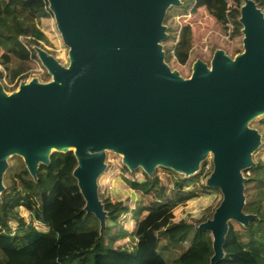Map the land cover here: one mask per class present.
<instances>
[{
	"label": "water",
	"instance_id": "1",
	"mask_svg": "<svg viewBox=\"0 0 264 264\" xmlns=\"http://www.w3.org/2000/svg\"><path fill=\"white\" fill-rule=\"evenodd\" d=\"M69 47V65L34 46L51 80L22 81L8 93L0 81V200L9 158L20 156L36 178L55 151H73V176L101 228L107 212L99 177L107 152L130 170L152 176L159 166L197 174L212 156L206 179L223 200L196 226L213 238L210 264L224 257L230 221L245 227L244 171L262 144L250 122L264 115V10L240 7L243 48L235 57L217 48L210 64L197 59L184 77L166 61L165 18L181 0H48Z\"/></svg>",
	"mask_w": 264,
	"mask_h": 264
},
{
	"label": "trees",
	"instance_id": "2",
	"mask_svg": "<svg viewBox=\"0 0 264 264\" xmlns=\"http://www.w3.org/2000/svg\"><path fill=\"white\" fill-rule=\"evenodd\" d=\"M255 1L264 10V0ZM243 3L244 0H182L185 12L172 9L165 18L168 26V37L163 42L166 61L170 65H184L197 56L204 58L208 55L203 50L206 41L227 52L236 50L217 36L214 29L227 30L231 24L230 37L239 33L242 24L238 18ZM50 16L53 14L48 0H0V79L5 72H9L11 82L18 77H29L22 67L13 63L21 52L34 54L23 40L38 46L50 43L39 26L41 19ZM201 19L207 22L203 26ZM242 37L243 34L236 37L238 44ZM263 123L261 120L258 125L264 132ZM254 161V165L244 171V211L255 217L247 227L230 221L225 254L216 264H264V144L257 150ZM207 164L205 161L200 171L189 177L171 169L174 188H170L157 171L150 176L141 168L130 171L124 167L131 176L142 172V179L125 177V181L147 203H141L139 209L130 208L129 221L134 224L130 229L117 222L124 209L118 208L116 213L111 199L105 198L102 202L107 219L101 228L96 215L85 210L86 201L73 176L77 166L73 151L53 152L48 165L40 164L36 178L18 157L15 166L22 181L19 185L7 183L0 200V259L5 264H188L190 260L185 261L184 255L169 261L163 253L172 252L179 243L188 241L192 249L188 255H194V249L208 246V241L210 253L202 264H210L214 253L211 233L197 231L193 223L181 229L175 222V210L179 206L210 189L205 181L213 164L210 170L206 169ZM20 199L36 203L41 221L50 218L47 231L12 211ZM176 227L181 233L170 235L169 231ZM194 231L196 234L192 236Z\"/></svg>",
	"mask_w": 264,
	"mask_h": 264
},
{
	"label": "rangeland",
	"instance_id": "3",
	"mask_svg": "<svg viewBox=\"0 0 264 264\" xmlns=\"http://www.w3.org/2000/svg\"><path fill=\"white\" fill-rule=\"evenodd\" d=\"M182 1V0H181ZM231 7V6H230ZM177 9L176 12H185V8L181 6H171L168 11ZM240 18V16H239ZM238 18V20H239ZM201 25H205L206 20L201 19ZM166 24V23H165ZM40 28L44 31V33L47 35L50 43L43 44V46H40L44 49H46L50 54L54 55L63 65H69V47L64 43L61 33L57 28L56 20L53 16L46 17L41 19L39 22ZM201 26V27H202ZM232 32V25L230 24L229 29L227 30H217L214 29V33L221 37L224 41H228V43H231L236 50L227 52L226 49L220 47L219 45L212 47L208 41L205 42V46L203 47V50L208 53L207 56L204 58L201 56L195 57L194 61L191 63H187L184 65H170L172 69H177L184 77L188 78L192 74V67L193 63L197 59H202L203 61L210 64V61L213 57V54L217 48L224 49L227 54H229L232 57H235L238 53L242 52L244 50L243 48V37L240 40V43L238 44L236 42V37L238 34H243L242 30L234 35L233 37H230V33ZM173 33V31L170 32V34ZM24 44L27 45V48L31 51L33 50L34 54H31V52H21L17 59L14 61V66H20L23 68L24 73H28V78L18 77L13 82L10 81V74L9 72H5V76L0 79V81L3 83L5 90L8 93H12L13 91L17 90L19 88V85L22 81H30L32 78L37 77L42 82H47L51 80V76L48 74L46 68L42 65L41 61L38 58L37 52L34 50V46L36 45H30L26 41H24ZM38 46V45H37ZM165 50V49H164ZM27 53V54H26ZM32 55V57H31ZM29 58V59H27ZM0 69H2V66L0 65ZM264 120V115L258 116L254 120L250 122V127L256 128L259 130V132L262 135V144H264V132L260 130L258 123ZM264 129V123L261 125ZM260 146V147H261ZM259 147V148H260ZM258 148V149H259ZM257 149V150H258ZM257 151L254 153L253 158ZM17 155H14L9 158V166L4 174V184L6 186L7 183H13L15 185H19L22 181V177L20 176L15 163L18 162ZM209 164H213L212 162V156L208 157L206 160ZM106 164L107 168L104 171V173L99 177L98 184H99V195L101 200H104L105 198H109L112 201L111 207L115 210L117 213L118 208L124 209L123 212L118 217L119 223H122L123 225L127 226L128 228L133 227V222L129 221V214H130V208L139 209L141 203H147V201L144 199V197L131 189L129 185L125 181V177H131V178H138L142 179L143 174L141 171L137 172L135 176H131L129 172H126L124 167H126L123 163V156L121 154L115 153L113 151L107 152V158H106ZM171 169L159 166L156 171L157 174L165 181L167 185H169L170 188H174L173 185V174L170 172ZM181 176H185L183 173H178ZM206 183V181H205ZM199 188H201L199 186ZM223 200V194L218 188H210L209 190L201 192L200 196L188 201L186 204L179 206L175 210V222L178 225L179 228L184 229V227L189 224L193 223L196 226L199 225V221L202 220L206 221L207 219H210L213 217V214L215 212V209L219 206L221 201ZM12 211L17 215H23L27 220L33 221V223L41 230H48V222L50 220L49 217H46V221L40 220V214L39 210L36 206V203L33 200H19V204L13 206ZM178 227L171 229L170 235H178L182 231L181 229L178 230ZM195 231L192 232V236H195ZM207 245H204L200 249H194V255H188V253L192 252L190 248V242H183L179 243L178 247L174 249L172 252H164V256L167 260H173L176 257L185 256V261L190 260L187 262L188 264H202L205 261V258L209 255V251L211 249L209 242L207 241ZM0 264H5L0 259Z\"/></svg>",
	"mask_w": 264,
	"mask_h": 264
},
{
	"label": "built area",
	"instance_id": "4",
	"mask_svg": "<svg viewBox=\"0 0 264 264\" xmlns=\"http://www.w3.org/2000/svg\"><path fill=\"white\" fill-rule=\"evenodd\" d=\"M230 6H231L230 9H231V8L233 7L232 3H230ZM26 47H27V45H26ZM211 165H212V164H209V163H208L207 166H206V169H207V170H210V169H211ZM185 242L188 243V241H185Z\"/></svg>",
	"mask_w": 264,
	"mask_h": 264
}]
</instances>
